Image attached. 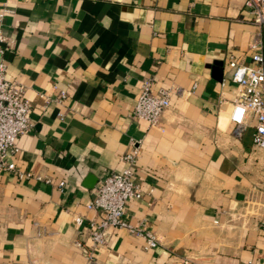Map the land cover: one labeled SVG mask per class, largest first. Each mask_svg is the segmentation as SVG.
<instances>
[{
    "label": "crops",
    "instance_id": "crops-1",
    "mask_svg": "<svg viewBox=\"0 0 264 264\" xmlns=\"http://www.w3.org/2000/svg\"><path fill=\"white\" fill-rule=\"evenodd\" d=\"M243 1L0 0V58L31 105L13 160L50 180L0 170V264H264V151L253 119L229 120V61L252 66L262 37ZM145 79L169 91L155 126L133 117ZM132 144L125 217L158 245L111 227L94 247L86 203Z\"/></svg>",
    "mask_w": 264,
    "mask_h": 264
},
{
    "label": "built area",
    "instance_id": "built-area-1",
    "mask_svg": "<svg viewBox=\"0 0 264 264\" xmlns=\"http://www.w3.org/2000/svg\"><path fill=\"white\" fill-rule=\"evenodd\" d=\"M243 9L249 14L250 21L261 28L262 37L251 44L252 66L229 61L230 79L237 85L229 120L234 124L235 133L240 135L245 125L253 119V145L264 151V0H244ZM6 13L7 10H0V55L6 41L1 19ZM150 89L151 80H143L133 108V117L155 126L162 112L168 108L170 96L168 90L152 93ZM61 96H64V92H61ZM30 110L29 100L24 96V86L7 79L6 62L0 58V170L10 171L20 179L34 177L49 182V178L21 171L13 160L18 151V137L31 126ZM138 156L139 145L132 144L120 157L125 166L120 171H108L100 180L94 198L86 203L87 208L100 210L103 214L102 220L91 231L94 247L106 242L107 229L111 227L124 228L130 234L144 238L147 249L158 245L156 235L145 229L144 224L133 225L125 217L127 201L142 196L141 188L133 178ZM63 184V181L59 182L60 186ZM73 223L80 227L83 218L74 216ZM261 227L264 230V224ZM75 245L80 247L79 242ZM247 264L254 263L249 261Z\"/></svg>",
    "mask_w": 264,
    "mask_h": 264
},
{
    "label": "water",
    "instance_id": "water-1",
    "mask_svg": "<svg viewBox=\"0 0 264 264\" xmlns=\"http://www.w3.org/2000/svg\"><path fill=\"white\" fill-rule=\"evenodd\" d=\"M95 180H92V182H94ZM91 185V184H90Z\"/></svg>",
    "mask_w": 264,
    "mask_h": 264
}]
</instances>
